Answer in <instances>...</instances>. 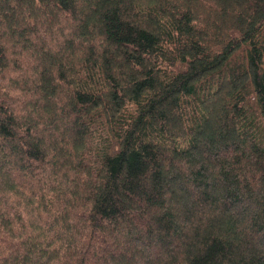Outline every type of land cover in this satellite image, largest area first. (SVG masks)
Masks as SVG:
<instances>
[{"label": "trees", "instance_id": "16d2710c", "mask_svg": "<svg viewBox=\"0 0 264 264\" xmlns=\"http://www.w3.org/2000/svg\"><path fill=\"white\" fill-rule=\"evenodd\" d=\"M0 264H264V0H0Z\"/></svg>", "mask_w": 264, "mask_h": 264}]
</instances>
